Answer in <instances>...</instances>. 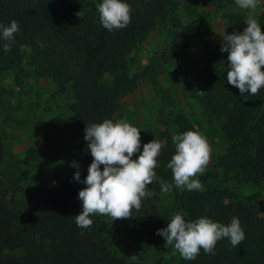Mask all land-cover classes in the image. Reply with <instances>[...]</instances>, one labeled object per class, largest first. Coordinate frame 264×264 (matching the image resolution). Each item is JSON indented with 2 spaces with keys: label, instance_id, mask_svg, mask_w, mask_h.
<instances>
[{
  "label": "trees",
  "instance_id": "1",
  "mask_svg": "<svg viewBox=\"0 0 264 264\" xmlns=\"http://www.w3.org/2000/svg\"><path fill=\"white\" fill-rule=\"evenodd\" d=\"M260 1L253 17L264 31V0ZM102 2L0 0V25L12 20L19 24L8 52L0 29V73H13L16 84L47 77L55 93L63 94L67 124L63 128L57 122L48 124L44 145L71 164L78 163L79 169H74L81 181L93 160L84 139L86 125L125 119L140 129L141 149L133 159L145 143L167 140L155 171L159 181L172 187L163 192L161 183L154 181L148 186L153 195L142 199L140 210L133 209L134 217L107 222L95 214L90 216L91 228L81 229L75 222L82 210L81 189L68 181L55 182L18 198L19 172L10 177L9 194L0 191V264H264V203L257 206L264 191V88L255 96H242L228 84L222 40L214 47L200 41L189 60L181 51L208 7L220 16L223 34L237 31L249 17L236 0H124L131 7V22L108 31L99 18ZM154 28L163 31L159 54L132 71L141 40ZM177 33L184 35L181 42ZM21 45L31 52H22ZM174 60L180 62L179 90L173 87L172 71L165 82L156 80L164 64ZM144 80L155 97L145 114L125 102ZM194 109L215 122L220 137L211 167L195 177L202 191L177 188L167 168L175 154L173 135L198 130L211 142L208 129L196 124ZM3 148L0 139V163L5 161ZM26 157L33 161L36 155L28 150ZM246 184L249 188L243 192ZM176 213L186 222L206 216L224 225L237 217L246 239L233 248L224 238L217 242L214 255L201 249L190 261L178 251L152 257L150 249L163 238L157 230L167 227ZM116 239L125 243L132 261L115 247Z\"/></svg>",
  "mask_w": 264,
  "mask_h": 264
},
{
  "label": "clouds",
  "instance_id": "2",
  "mask_svg": "<svg viewBox=\"0 0 264 264\" xmlns=\"http://www.w3.org/2000/svg\"><path fill=\"white\" fill-rule=\"evenodd\" d=\"M259 0H236L242 9H255ZM100 22L108 31L125 28L131 22V7L124 0H103L98 7ZM80 16V12L77 13ZM242 32L233 31L220 35L221 51L227 52L228 84L239 89L242 96L257 95L264 88V31L254 17L246 20ZM5 52L11 50L15 42L14 34L19 31V24L12 20L9 25H0ZM20 50L31 52L21 45ZM84 139L93 157L87 176L81 181L80 172L74 173V179L85 185L78 193L81 211L75 215V222L81 229H89L93 224L90 216L106 215L113 221L134 217L133 209L140 210L143 198L153 193L148 186L154 181L161 183V191L167 192L172 185L159 181L155 171L157 157L167 140L153 139L143 145L140 152V129L125 119L113 122L105 119L101 123L86 125ZM175 154L167 163L172 170L173 182L177 188L188 191H202V184L196 179L205 171L210 162L212 147L203 133L187 130L173 135ZM103 165V170H101ZM72 167L79 169V164L72 162ZM165 239V244L173 245L184 260H194L203 249L205 254H215L219 240L227 238L236 248L245 239L239 218L233 217L231 223L224 225L214 222L209 217H200L194 221L185 220L176 213L167 227L157 230Z\"/></svg>",
  "mask_w": 264,
  "mask_h": 264
},
{
  "label": "rangeland",
  "instance_id": "3",
  "mask_svg": "<svg viewBox=\"0 0 264 264\" xmlns=\"http://www.w3.org/2000/svg\"><path fill=\"white\" fill-rule=\"evenodd\" d=\"M260 5L261 1L259 0L255 9H244V13L248 17H253L259 11ZM207 10L203 17L198 18L199 24L195 27V31L188 34L189 43L181 49L184 52L182 58L185 60L191 58L192 50L198 48L200 41L214 47L222 40L220 36L223 35L222 20L220 16L213 14L212 9L208 7ZM246 26V23H241L236 30L242 32ZM176 36L180 42L184 39V35L181 33H177ZM162 38L163 31L154 28L141 40L136 51L135 61L131 66L132 71L139 70L148 63L151 56L159 54ZM226 55L228 56V53ZM178 61L165 63L162 73L160 72L161 74L156 77V80L161 83L165 82L167 75L172 71L173 87L179 90L181 72L178 69L180 63ZM12 77L13 73L11 72L0 73V139L4 144L5 154V161L0 163V191L7 196L9 189H6V186L10 177H17L19 172L22 174V179L19 180L21 191L17 192L18 198L28 197L36 189L55 182L68 181L76 188H84L83 183L74 179L76 171L71 166L72 164L58 152L44 145V130L48 124L52 125L53 122H57L62 128L67 124V119L64 117L65 98L63 94L55 93V88L47 77H41L36 81L28 78L20 84L14 83ZM154 99L150 82L144 80L138 84L125 102L128 107L132 109L135 107V110L140 109L145 114L149 103ZM191 114L197 125H204L208 129L212 153L210 162L205 168L207 169L211 167L217 153L220 137L214 121L206 119L197 109H194ZM28 150L36 155L35 160L27 159L26 151ZM13 172L14 174H12ZM248 188L249 185L246 184L242 187V191L245 192ZM262 203H264V191L258 198L257 206ZM161 207L165 212H168L169 208L165 204ZM98 215L107 222L112 220L109 216ZM115 247L124 252L126 257L129 256V260L132 261L122 240L116 239ZM162 252L169 255H173L175 252L174 246L165 244L164 238L160 244L150 249L149 255L155 257Z\"/></svg>",
  "mask_w": 264,
  "mask_h": 264
}]
</instances>
